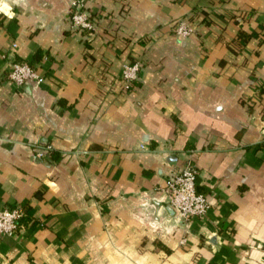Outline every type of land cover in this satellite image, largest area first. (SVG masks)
Wrapping results in <instances>:
<instances>
[{"label":"crops","instance_id":"1","mask_svg":"<svg viewBox=\"0 0 264 264\" xmlns=\"http://www.w3.org/2000/svg\"><path fill=\"white\" fill-rule=\"evenodd\" d=\"M81 2L90 35L69 0H0V264H264V0ZM187 149L209 208L184 227L160 187Z\"/></svg>","mask_w":264,"mask_h":264},{"label":"built area","instance_id":"2","mask_svg":"<svg viewBox=\"0 0 264 264\" xmlns=\"http://www.w3.org/2000/svg\"><path fill=\"white\" fill-rule=\"evenodd\" d=\"M69 27L86 35L95 28V20L84 10L81 0H69ZM173 33L178 36H187L192 28L180 21L173 27ZM140 61L138 59L125 62L120 68V79L123 89L129 88L138 80ZM7 80L16 86L26 82L39 81L40 77L34 69L24 61L14 60L7 71ZM50 151L49 145H43L34 151L36 157H42ZM193 149L186 150V160L176 171L166 175L160 189L165 195L166 202L175 209L183 226H187L193 218L203 219L209 208L205 197L195 191L194 178L196 169L192 162ZM22 216V210L18 206H0V234H12L17 227V220ZM182 238L180 242H183Z\"/></svg>","mask_w":264,"mask_h":264}]
</instances>
